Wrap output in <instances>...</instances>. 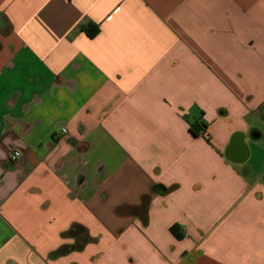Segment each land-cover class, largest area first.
I'll list each match as a JSON object with an SVG mask.
<instances>
[{"label": "crops", "instance_id": "0c3cea01", "mask_svg": "<svg viewBox=\"0 0 264 264\" xmlns=\"http://www.w3.org/2000/svg\"><path fill=\"white\" fill-rule=\"evenodd\" d=\"M0 264H264V0H0Z\"/></svg>", "mask_w": 264, "mask_h": 264}, {"label": "trees", "instance_id": "16d2710c", "mask_svg": "<svg viewBox=\"0 0 264 264\" xmlns=\"http://www.w3.org/2000/svg\"><path fill=\"white\" fill-rule=\"evenodd\" d=\"M82 29L90 38H95L100 33L99 27L96 26L95 24H88V25L84 26ZM192 133L194 135H197L194 130L192 131ZM153 190L155 192H157V193H160V194H164L166 192V188L164 186H162V185L154 186ZM78 230L82 231V233H85V230L82 227H75L69 232V234L73 235V236L74 235L76 236ZM171 232L175 235V237L177 239H182L183 238V235L178 231V227L177 226L171 227ZM82 233H80V234H82ZM87 241H88L87 237L80 239V242H82L83 244L86 243ZM83 244H81V246ZM81 246L78 245L77 249H81L82 248ZM75 248L76 247H73V246L62 247L61 249L56 251L53 254V256L56 257V256H59V255L66 254V253L70 252L71 250H74Z\"/></svg>", "mask_w": 264, "mask_h": 264}, {"label": "built area", "instance_id": "2783aa9c", "mask_svg": "<svg viewBox=\"0 0 264 264\" xmlns=\"http://www.w3.org/2000/svg\"><path fill=\"white\" fill-rule=\"evenodd\" d=\"M21 157V153L19 151H13L10 155V160L13 163H18L19 159Z\"/></svg>", "mask_w": 264, "mask_h": 264}]
</instances>
